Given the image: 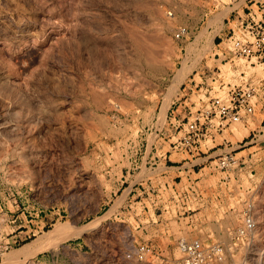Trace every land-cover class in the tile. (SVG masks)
I'll use <instances>...</instances> for the list:
<instances>
[{
  "label": "rangeland",
  "instance_id": "374dc122",
  "mask_svg": "<svg viewBox=\"0 0 264 264\" xmlns=\"http://www.w3.org/2000/svg\"><path fill=\"white\" fill-rule=\"evenodd\" d=\"M248 1L0 0V231H14L8 216L46 217L36 232L9 240L13 247L0 264H138L129 243H148L173 259L175 240L197 237L221 244L226 264H264L262 100L248 125H229L202 145L205 154L188 157L184 167L203 169L192 174L202 190L221 189L192 213L196 228L176 223L162 207L143 208L138 197L126 202L136 194L128 196L134 183L173 184L176 170L163 178L148 169L147 158L186 156L169 147L181 135L173 125L208 106L206 86L216 92L211 97L224 96L227 84L250 78L264 94V67L222 50L223 33ZM179 26L190 30L187 39L174 38ZM184 100L186 111L175 119L174 106ZM241 140L256 146L235 156L244 165L215 169ZM135 153L144 155L141 171L125 189V158ZM247 205L255 230L236 237Z\"/></svg>",
  "mask_w": 264,
  "mask_h": 264
},
{
  "label": "built area",
  "instance_id": "2783aa9c",
  "mask_svg": "<svg viewBox=\"0 0 264 264\" xmlns=\"http://www.w3.org/2000/svg\"><path fill=\"white\" fill-rule=\"evenodd\" d=\"M253 2L246 13L238 15L237 24L229 28L224 39L225 47L222 49L225 53L231 55L230 59H244L249 66L262 65L264 67V0H249ZM255 6L256 10L252 9ZM167 15L172 17V12L168 11ZM176 40L187 39L190 36V30L185 26H179L173 34ZM222 55V54H221ZM234 65V64H233ZM243 79V77H240ZM213 83L217 80L211 79ZM247 79L239 85L227 84L228 90L224 96L211 97L210 94L214 91L212 86H206V95L209 96L208 106H203L196 111V115L187 118L186 121L176 122L173 127L176 135H180L175 141L169 143L170 149L180 155L185 156L180 161H173L170 159L171 154L167 152L162 157L163 165L157 164L158 159L155 157L147 162L148 169L152 173L160 174L165 177L170 169L174 170H193L196 165H191L190 168L184 167L189 164L188 157H195L200 154H205L202 151V145L208 141H213L214 135L223 134L224 130L231 124L242 123L248 125V121L254 116L255 112L260 110L258 107L259 101H264V94L259 95V89L253 82ZM248 81L250 83H248ZM264 81V80H263ZM219 89H224L223 81L219 83ZM262 106V105H261ZM189 114H191L189 112ZM192 118V119H191ZM191 119V120H190ZM182 120H185L182 119ZM254 139V136L251 140ZM251 142H245L237 149L224 152L221 154L214 165V168L226 172L232 168L233 165H244V162L236 159V150H243ZM205 149L207 148L204 145ZM214 148L210 147L206 153ZM154 174V175H155ZM228 178L222 179L227 181ZM195 179H188L185 182H175L173 184L167 182L161 184L158 182H151L150 179L140 181L145 183L146 189L141 188L142 193L147 201L154 207L159 206L164 208L166 214L171 216L176 223L184 222L190 228H196L198 221H195L192 213L197 212L208 198L205 197L204 191L197 185ZM225 183V182H224ZM163 185V186H162ZM142 187V186H141ZM156 205V206H155ZM174 210V215L172 212ZM242 225L236 230V237L246 236L255 230V220L250 212V205H247L244 211L240 212ZM7 214V213H6ZM7 217V223L14 224L15 218ZM1 226V224H0ZM138 228V227H137ZM15 231L9 233H1L0 231V259L10 251L13 244H16L17 239L13 244L9 242V237ZM175 242V254L178 257L167 259L160 257L155 252L154 247L148 243H129V253L133 256L138 264H146L161 258L160 264H226L224 248L221 244L205 245L203 241L197 238L184 239L180 238Z\"/></svg>",
  "mask_w": 264,
  "mask_h": 264
},
{
  "label": "crops",
  "instance_id": "0c3cea01",
  "mask_svg": "<svg viewBox=\"0 0 264 264\" xmlns=\"http://www.w3.org/2000/svg\"><path fill=\"white\" fill-rule=\"evenodd\" d=\"M248 2L251 3L250 1H248ZM251 6H249V7H251ZM228 30L229 29H227V31L225 33H223V34L226 35L228 33ZM185 102H186L185 100L184 101H181L179 103V106H176V104H175L174 110H173V115H174L173 117L175 119L182 117L183 116V113H185V111H186V109H185ZM258 123L259 122L256 121V124H258ZM256 127H258V126H256ZM227 129H229V128H227ZM251 135H253V131H249L248 136L246 138L250 137ZM241 141H243V140H241ZM255 147L256 146H253V147H245V149H243L241 152H239L237 154H244L246 151L249 152V150H251V149H253ZM225 148H226V146H225ZM225 148L219 149V150L222 151ZM159 156H161V158H159L158 161H157L158 162L157 164H159L162 161V157L164 155H152V156H148L147 159L149 161L150 159H153V158L159 157ZM166 156H168V155L166 154ZM143 158H144V155L141 156V153H135V154H132L129 157H126L125 158V159L131 161L130 162L131 166L130 167H127V169L125 171V175H122V178H124V180L123 181H120V184H124V183L127 184V187L125 189H128L131 186V182L134 180L135 176L138 175L139 172L141 171L140 169H141V165H142ZM138 161H140L139 164H138ZM138 169H139V171H138V173H136V171ZM196 170L193 169L192 170V173L189 170H184V169L183 170L181 169L179 171L176 170V171H174V176L172 178L173 179L180 178L181 179V182H183V178H185V180L192 179V174L198 175L199 172L201 170H203V169H200V170L198 169L197 170L198 172H196ZM182 174H184V175H182ZM144 181L145 180H143V182ZM201 182H202V179H197V182L196 183L197 184H200ZM217 187L210 186L208 189L203 190L208 195V201L205 202V205L206 206L211 205V203L213 201V198H214V195H215L216 192H221L220 186L217 185ZM141 188L146 189L145 183L138 182V183H134L132 185L131 191L128 193V196L130 195V193H133L134 191H136V194H133V197L129 198L130 201L128 199L126 200L127 204H129L130 202H132V199L134 197H138V198H140V200H139L138 203H141L143 205V208L147 207L146 204L149 203L147 201V199H145L144 196H140L139 197V195H142L143 192L146 193L145 191H142ZM128 206H130V205H128ZM204 206H202V207H204ZM200 209H202V208H200ZM198 214H200V213H197L196 216ZM40 217H41L40 218L41 220H39L38 214H34V215L30 214V215L26 216L25 213H23L21 215H17V217H15L14 225L12 226V228H13V230L15 232L9 237V240L16 241V239H18V238H21L22 239L26 235L29 236L31 232H36L37 231V228H38V224L41 223V222H43V223L45 222V218L46 217L43 214H41ZM29 218H31V219H29ZM150 220L151 219H147V222L146 223L150 224ZM145 224H138L137 227H139V229H143V226Z\"/></svg>",
  "mask_w": 264,
  "mask_h": 264
},
{
  "label": "bare ground",
  "instance_id": "6f19581e",
  "mask_svg": "<svg viewBox=\"0 0 264 264\" xmlns=\"http://www.w3.org/2000/svg\"><path fill=\"white\" fill-rule=\"evenodd\" d=\"M219 58H220V56H219ZM225 58H226V57H225ZM228 61L230 62V60H228ZM228 61H227V62H228ZM234 75L236 76V74H234ZM237 76H238V74H237Z\"/></svg>",
  "mask_w": 264,
  "mask_h": 264
}]
</instances>
